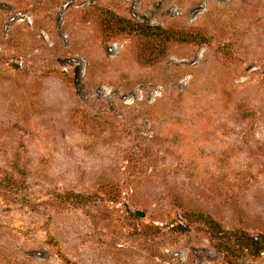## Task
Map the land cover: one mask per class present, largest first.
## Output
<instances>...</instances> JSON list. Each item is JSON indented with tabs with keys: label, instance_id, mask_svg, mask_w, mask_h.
I'll list each match as a JSON object with an SVG mask.
<instances>
[{
	"label": "rangeland",
	"instance_id": "obj_1",
	"mask_svg": "<svg viewBox=\"0 0 264 264\" xmlns=\"http://www.w3.org/2000/svg\"><path fill=\"white\" fill-rule=\"evenodd\" d=\"M0 264H264V0H0Z\"/></svg>",
	"mask_w": 264,
	"mask_h": 264
},
{
	"label": "water",
	"instance_id": "obj_2",
	"mask_svg": "<svg viewBox=\"0 0 264 264\" xmlns=\"http://www.w3.org/2000/svg\"><path fill=\"white\" fill-rule=\"evenodd\" d=\"M137 216H142V214H140V213H135Z\"/></svg>",
	"mask_w": 264,
	"mask_h": 264
},
{
	"label": "trees",
	"instance_id": "obj_3",
	"mask_svg": "<svg viewBox=\"0 0 264 264\" xmlns=\"http://www.w3.org/2000/svg\"><path fill=\"white\" fill-rule=\"evenodd\" d=\"M136 215V214H135ZM137 216V215H136ZM252 244L254 245V241L251 239Z\"/></svg>",
	"mask_w": 264,
	"mask_h": 264
}]
</instances>
